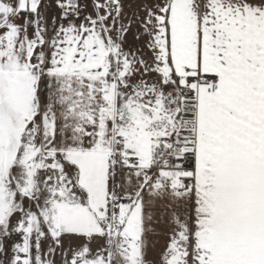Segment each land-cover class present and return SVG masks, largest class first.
I'll use <instances>...</instances> for the list:
<instances>
[{"label":"snow or ice","instance_id":"1","mask_svg":"<svg viewBox=\"0 0 264 264\" xmlns=\"http://www.w3.org/2000/svg\"><path fill=\"white\" fill-rule=\"evenodd\" d=\"M0 264H264V0H0Z\"/></svg>","mask_w":264,"mask_h":264}]
</instances>
